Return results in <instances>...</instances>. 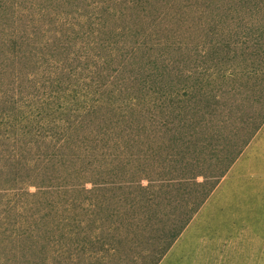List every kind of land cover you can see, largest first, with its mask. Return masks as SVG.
<instances>
[{
    "label": "rangeland",
    "instance_id": "1",
    "mask_svg": "<svg viewBox=\"0 0 264 264\" xmlns=\"http://www.w3.org/2000/svg\"><path fill=\"white\" fill-rule=\"evenodd\" d=\"M0 264H264V0H0Z\"/></svg>",
    "mask_w": 264,
    "mask_h": 264
}]
</instances>
